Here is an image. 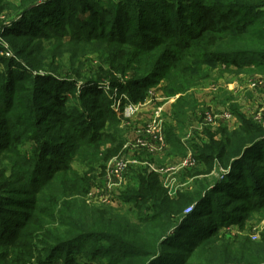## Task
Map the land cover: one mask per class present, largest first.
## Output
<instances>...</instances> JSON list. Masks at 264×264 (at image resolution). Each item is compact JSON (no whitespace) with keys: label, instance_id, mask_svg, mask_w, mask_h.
I'll list each match as a JSON object with an SVG mask.
<instances>
[{"label":"trees","instance_id":"trees-1","mask_svg":"<svg viewBox=\"0 0 264 264\" xmlns=\"http://www.w3.org/2000/svg\"><path fill=\"white\" fill-rule=\"evenodd\" d=\"M133 4L134 2L131 0H25L21 9L10 19L8 24H13L19 18L26 16L24 27L17 28L11 37L19 39L17 42L19 48H15L16 50L24 48L29 38L46 41L45 45L48 49L45 52V57L37 59L36 64L30 63L33 69H40L38 70L40 72L37 71L33 75H22L23 78L28 76L27 78H30L29 81L34 85L28 96L32 98L30 101L33 104L32 108L36 109V112L38 111L34 123L32 122L30 125L32 128L30 133L32 137L30 138L37 144L38 156L28 182L30 194L35 196V203L27 207L26 213H22L21 221H13L12 226L16 227L3 225L0 228L1 232L6 235L7 244L12 243L19 234L17 230L24 228L28 219L31 220L35 216L38 211L37 204L40 201L42 202L40 209H44L43 215L46 214L52 220L51 223L46 221V224H54L51 214L44 213L52 207L60 208L61 215L65 214L67 217V220L59 219V231H55L56 228L44 230L45 240L48 241L50 238L53 243L48 255L50 257L56 250H61L62 254L85 250L87 244L83 242L85 238H87L90 247L91 240L95 236L107 242L111 239L115 240V238L119 239L117 241L121 240L120 236L111 230V225L116 222L115 215L118 212L115 213V210L109 206H96L95 208L86 204L85 195L89 190L90 178L88 177L91 172L80 175L71 166V162L78 156L87 170L95 171L93 163L99 160V147L107 142L106 137L110 136L108 132L116 131V127L120 123L111 106H108V100L105 95H102L103 92L91 85L103 80L111 85H119L120 91L127 92L130 99L136 102L144 97L147 87L156 85L161 80L166 81L167 85L164 89L167 90V95L177 96L172 104V114L175 128L180 132L188 113L193 112L196 107L195 100L188 94V90L195 83V77L186 70L184 73L179 71L182 62L187 64L185 69L191 68L188 63L199 64L198 59L200 58L202 63H213L218 60V62L224 63L225 67L240 68L243 65L252 64L256 68L260 67L261 72H264V47L249 53L246 50L235 51L234 49L203 50L196 46L197 40L206 35L228 36L229 38L253 36L249 25L255 17L248 19V15H244L245 12L242 10L245 7L236 5L216 7L214 2L205 0L198 2L156 0V5L159 7L156 10L152 0L148 3H144V1L139 3L137 11H134ZM151 11V15L147 13ZM80 13H86L87 17L81 19ZM132 23L137 27V31H130L127 25ZM5 24H2L4 29L8 28V25ZM105 27L108 28L106 32ZM64 37L67 40H63ZM92 42L98 43L102 50L91 45ZM77 43L80 44V47L73 50V45ZM164 43L170 47V50H166L164 55H160L161 64L157 59L152 61V56ZM65 44H68V47ZM91 52L97 57L105 55V58L102 64L96 65L84 76L77 77L85 79L83 81L85 87L78 93L81 97L79 107L82 109L93 106V110H102L101 113L104 114L102 119L93 116L89 118L85 111L69 107L67 104L70 96L78 92L77 81L72 78L73 76L60 77L56 75L60 70L59 61L65 54H69L70 61H73L74 58H80ZM250 54L255 56L248 57ZM134 55L141 58L136 60ZM165 58H168V61H165ZM256 58L258 59L255 61ZM44 60L46 61L43 62ZM170 65L179 75L174 76L172 73L168 75L164 71ZM141 66L144 67V72L139 73L136 69ZM130 68L135 69L134 75L125 80L124 76ZM72 69L74 68L72 67ZM41 70L46 73H41ZM12 82H9L10 92H3L0 96L2 112L7 111L9 109L8 102L12 103L15 99L16 92ZM123 82L124 84H122ZM39 90L47 94L38 95L36 91ZM83 91L84 93H82ZM42 97H44L45 103H39V98ZM49 102H52L49 113L37 117L38 114L40 115V108ZM2 120V124L6 127L7 119L2 117ZM239 121L240 125L233 130L220 127L216 132L205 131L207 141L200 145H194L195 157L202 161L201 165L204 163L205 173L212 168L213 160L221 165L231 167L229 178L232 179V182L229 181V184L233 189L241 187L238 183L241 177H239L235 166L240 162L248 164L256 154L251 156L253 149L260 148L261 152H264L263 136L254 135L257 132L258 134L263 132L261 127H252L242 118ZM22 125L23 123H15L17 134L13 136L14 140H17L19 136L24 137L22 135L25 133V129H22ZM64 131H66V139L69 140L70 151L67 154L59 152L55 145L58 140L62 139ZM118 131L120 132L119 129ZM216 134L218 138H215ZM256 138L258 139L255 140ZM10 139L11 135L7 138L1 135L0 147L7 148ZM166 139L170 145L169 153L177 152L180 155L185 153L186 149L173 129L167 130ZM52 154L55 155L52 156ZM260 160L262 159L259 157L258 161ZM24 163L28 170L29 163L25 160ZM195 180V188L192 193L179 192L174 201L166 196L157 174L146 171L138 173L135 180L136 186H127L122 194V199L131 202L128 219L125 217L127 220L120 219L118 223L124 227L131 226L133 228L139 224L146 228L157 226L160 232L156 235L157 237L154 236L156 238H152L147 250L135 249L139 256H144L142 260L138 259V263L127 259V257L138 256L137 252H113L112 250L100 252L102 247L95 245L92 246V251L95 253L96 263L193 264L191 263L193 252L198 249L201 252L206 250V246L217 238L215 227L219 223L228 221V217L224 214L226 207H224V211H216L214 207H211L209 199L213 190L225 195L227 189L216 190L219 183L210 187L206 179L197 180L195 178ZM259 183L262 182L259 181L257 184ZM257 189L254 193L255 196L264 192L263 187H257ZM227 197L231 198L230 195ZM233 198L236 196L233 195ZM259 198H255L252 205L261 204L263 201L261 197ZM8 202V205L14 204L12 203L14 201ZM226 202L227 200L224 206ZM146 203L149 215H143L140 209L137 212L132 210V208H140ZM187 205H192L189 214L194 216L193 220L190 215L182 214L183 208ZM1 211H9V209L1 207ZM196 215L203 218L202 221L212 228L194 232L191 225L194 224ZM97 217H100L102 223V230L99 233L91 226ZM208 218L211 220L207 221ZM173 227L174 230L171 232ZM17 245V243H13L9 249L0 254V260H5L2 264H28L29 251H17ZM83 252L85 255L90 254L86 250ZM73 257L71 255L65 264H88L89 262L76 259L72 261Z\"/></svg>","mask_w":264,"mask_h":264},{"label":"rangeland","instance_id":"rangeland-1","mask_svg":"<svg viewBox=\"0 0 264 264\" xmlns=\"http://www.w3.org/2000/svg\"><path fill=\"white\" fill-rule=\"evenodd\" d=\"M24 1L25 0H0V96L3 92H10V81H13L12 85L16 92L14 101L12 103L8 102L7 104L9 105V109L2 112V108H0V136L2 135L7 138L11 135L8 147H0V206L2 209L3 207L9 209V211L2 212L0 207V228L3 225H6L7 227H16L12 226L14 224L13 221H21L22 213H26L28 210L27 207L35 203V196L30 194L31 190L28 182L32 176L30 172L34 169V162L38 156L37 144L32 138H30L32 137V135L30 136L32 131L30 125L32 122L34 123L38 111L36 112V109L32 108L33 104L30 102L32 98L28 96L29 92L33 90L34 85L29 81L30 78L28 79V76H24L23 78L22 75H33L40 70L33 69L31 65L34 63L36 64L37 59L40 57H45V52L48 48L45 45L46 41L29 38L27 39V44L24 48L19 50L15 49L19 48V45L17 44L19 39L11 37L17 28L24 27V19L26 16L19 18L13 24H8V28L4 29V26L2 25L9 23L15 13L21 9ZM131 1L134 2L132 6L133 10L137 11L139 3L143 1L144 3H148L152 0ZM153 1L155 3V9L158 10L159 7L156 5V0ZM188 1L198 2L199 0ZM205 1L214 2L216 7H223L224 5L245 7L242 8L243 12H245L244 15L247 14L249 17L248 19H253V17H255L249 25L253 36L229 38L228 36L206 35L204 38L197 40L198 42L196 46L198 48H202L203 50L212 49L213 51L231 49H234L235 51L246 50L251 53L252 50H257L258 48L262 49L264 47V0ZM223 1L226 2L224 3ZM126 3L129 4V2ZM147 13L151 15L152 11ZM79 15L81 19L87 17L86 13H80ZM133 23L128 24L127 26H129L130 31H137V27L134 26ZM104 29L105 32L108 31V28L105 27ZM152 34L154 35L153 32ZM132 38H134V36H132ZM63 40H67V38L64 37ZM90 44L99 50H102V47L99 46L98 43L92 42ZM65 45L68 47V44ZM78 47H80L79 43L73 45V50ZM166 50L169 51L170 47L164 43L156 54L152 56L151 60L153 61L157 59V61L159 60V64H161L159 57L160 55H164ZM252 55L253 54H250L248 57H251ZM254 56L255 55H253V57ZM133 57L136 60L141 58L138 55H134ZM104 58L105 55L97 57L91 52L80 58H74L73 61H70L69 54H65L59 61L60 70L56 75L60 77L73 76L72 78L76 79V84L78 86L77 94L70 96L67 105L71 108H76L78 111H85V114H87L89 118L93 116L94 118L102 119L101 117H104V114L101 113L102 110H93V106L80 109L79 99L81 97H79L78 93L85 87V82H83L85 79L84 77H77L80 75L84 76L90 69L98 64H102ZM167 59L168 58H165L164 60L168 61ZM257 59L258 58H256L255 61ZM45 61L46 60L43 62ZM200 61L199 58V64L188 63V66L191 67L190 69H185L187 64H184V62L180 64L179 71L184 73V70H186L187 72H190L191 76L195 77V83L188 90V94H190L196 102L194 111L188 113V117L186 118L180 132L175 128L172 114V104L175 102L177 96H168L166 93L167 90L164 89L167 82L161 80L156 85L147 87L144 97L136 101L137 109L131 116H124L123 113L119 115L115 113L111 107L120 123L116 127V131L110 130L108 132L110 136L106 137L107 142L99 147V160L93 163L95 171L87 170L78 156H76L75 160L71 162V166L80 175L91 172L89 177L86 175L90 178V190L91 187L102 181L109 163L112 164L115 158L128 159L127 149L132 147V141L138 130L141 132L145 124L153 119L160 121L161 129L165 135H167L168 129H173V132L178 135L179 139H182L181 141L187 144L186 151L182 155L177 152L170 155L168 152L164 151L156 154H149L144 150H138L141 154V161L145 159V161L150 160L154 164L152 165L158 169V172L153 171L150 173L157 175L158 173L165 174V179H162L161 177L158 179L165 190L166 196L175 201L179 192L188 191L192 193L195 188V178H197V180L206 179V182H209L208 184L210 187H214V185L216 186L219 183L216 190L227 189L225 195L222 193H216L215 190H213L209 199L211 207H214L216 211H224V207H226V212H224V214L228 217V221L219 223V225L215 227V234L217 236L216 240L210 245L208 244L206 250L202 252L199 249L194 251L191 263L264 264V192L260 193V195H254L258 190L257 187H263L264 191V152H261L260 148L253 149V152L251 151V156L256 153L254 154V157L256 158H251V161L248 164L240 162L235 166L236 171H238L240 175L239 177H241V179L238 180L241 187L233 189L232 185L229 184V181L232 182V179L229 178V175H231V167L221 165L216 160H213L212 168L209 169V172L205 173V165L204 163L201 165L202 161L195 157L194 149V145H200L207 141L205 131L210 130L211 132H216L220 127H224L228 130L236 129L240 125V118L244 119L252 127H261V130L264 132V72L262 73L260 67L256 68L252 64L236 68L233 66L225 67L224 63L220 61L218 62V60L213 63H202ZM72 67L74 69H72ZM136 70H138L139 73H142L144 72V67L141 66ZM164 71L168 73V75L170 73L174 76L179 75L171 65L168 68H165ZM134 72L135 69H128L124 79L126 80L128 77H132ZM41 73H46V71L41 70ZM6 83H8V85H6ZM122 84H124V82ZM91 86L97 87L103 92L102 95H105L108 100V106H112L114 100L117 99L119 93H121L119 85H111L105 80L99 83H94ZM36 92L38 95L41 94L42 96L47 94L42 93L40 90ZM82 93H84V91ZM44 100V97L39 98V103H45ZM51 105L52 102H49L40 108V115L38 114L37 117L47 115L52 108ZM207 112L216 117L214 125L204 121L203 117ZM221 114H225L226 116L220 117ZM2 117L3 119H7L6 127L2 124ZM15 123H23L22 129H25V133L22 135L24 137L19 136L20 139L18 138L17 140L13 139V136L17 134V130H15L14 127ZM6 133L12 134L7 135ZM65 133L66 131L62 133V139L58 140L55 145L59 152L67 154L70 150L69 140L66 139ZM262 133L258 134L257 132L254 135L258 137L263 136L264 139V133L263 135ZM215 138H218L217 134L215 135ZM257 139L258 138L255 140ZM188 154L194 159V163L191 166L183 167L175 172L165 170L167 167H173L179 164V162ZM53 155L55 154H52V156ZM152 155H157L159 157ZM259 157L262 160L258 161ZM24 160L29 163L28 170L25 167L26 164L24 163ZM45 165L47 166V164ZM131 169L132 165L128 167L124 183L120 187L112 190V203L107 205L112 207V209L115 210V213L118 212V216L115 215L116 222L111 225V230L120 236V241H117L118 238H115V240L111 239L107 242L100 239L98 236H95L91 240L90 247L88 246L87 238H85L83 242L87 244L84 249L90 252V254L85 255L83 252L85 250H75L74 253L71 254H62L61 250H56L53 251L52 256L50 257L48 255L53 243L50 238L48 241L45 240L46 234L44 230L49 228L50 230H54L56 228L55 231H59V219L62 218V220H67V217L65 214L61 215L60 208L52 207L48 212L44 213L51 214L54 224H46V221L51 223L52 220L48 218L46 214L43 215L44 209H40V205L42 204L40 201L37 204L38 211L35 216L31 220L28 219L24 228H19L17 230L19 234L12 243L7 244L6 235L0 230V254L9 249L13 243H17V251H29L30 256L28 264H65L71 255L74 256L72 261L73 259H76L78 261H89L88 264H97L95 253L92 251V248L95 245L96 247H102L100 252H103L104 250H112L113 252L120 251L136 253L137 250L135 249L147 250L152 238H156V235L160 232V229H158L157 226L146 228L139 224V226L133 228L131 226L124 227L118 223L120 219H128V212L131 207V202L122 199V194H124L127 186H136L135 180L130 184V182L133 181V178L129 180V171ZM259 181L262 183L257 184ZM210 189L212 190L213 188ZM229 195L231 198L227 197ZM233 195H235L236 198H233ZM257 197H261L263 202L258 204V206L252 205V202ZM226 200L227 202L224 206ZM8 201H14L12 202L14 204L8 205ZM86 204L88 206H94L95 208L96 206H105V204H96L91 201H87ZM147 205L148 204L146 203L140 208H132V210L137 212L140 209L143 215H149L150 213L146 208ZM189 206L190 205H187L183 208V215H190L186 212V209ZM195 217L196 220H194V224L191 225L194 232H198L199 230L206 231L212 228L210 225L204 223V221H202L204 219L200 216L196 215ZM193 219L194 216H191V220ZM209 220H211V218H208L207 221ZM91 226H93L94 230L99 233V231L102 230L100 217L95 218L93 223H91ZM39 227H41V229H39ZM173 230L174 227L170 231L172 232ZM136 255L138 256L127 257V259L138 263V259L142 260L144 257L139 256L138 252ZM4 261L0 260V264L4 263Z\"/></svg>","mask_w":264,"mask_h":264},{"label":"built area","instance_id":"built-area-1","mask_svg":"<svg viewBox=\"0 0 264 264\" xmlns=\"http://www.w3.org/2000/svg\"><path fill=\"white\" fill-rule=\"evenodd\" d=\"M117 90V89H116ZM119 93V92H117ZM115 113L124 116H131L137 109V102L130 99L125 93H119L117 99L114 100V104L111 106ZM226 116L221 114L220 117ZM204 121L211 125H214L216 120L215 116L207 112L204 114ZM133 148H141L149 153L162 152L167 147V141L165 135L161 129L160 121L151 120L142 129L141 134L132 141ZM133 159H114L113 163H109L108 169L101 182L97 183L90 190H88L86 202L91 201L96 204H108L112 203L114 188L120 187L125 180V175L128 171V167L132 164ZM194 163V159L188 154L184 157L179 164L173 167H167L165 170L175 172L183 167L191 166ZM156 170L155 168H152ZM112 191V195H111ZM192 206L186 209V212H190Z\"/></svg>","mask_w":264,"mask_h":264},{"label":"crops","instance_id":"crops-1","mask_svg":"<svg viewBox=\"0 0 264 264\" xmlns=\"http://www.w3.org/2000/svg\"><path fill=\"white\" fill-rule=\"evenodd\" d=\"M147 124V123H146ZM145 124V125H146ZM164 133V132H163ZM141 134V132H139V130H138V132L136 133V136H135V138L137 137V136H139ZM164 135H165V133H164ZM134 138V139H135ZM165 138H166V135H165ZM133 139V140H134ZM182 139H180V141H181ZM166 141H167V139H166ZM181 143H182V145H184V147H185V149H186V143H184V142H182L181 141ZM138 150H144V149H141V148H133V147H130L129 149H127V152H128V158L129 159H133V162H132V169L129 171V180L131 179V178H133V181H131L130 182V184H132L133 182H134V180H136V175L138 174V173H140V172H142V171H146L147 173H150V172H158V169H156V167H154L153 165V162L152 161H150V160H148V161H145V160H142L141 161V157H140V151H138ZM166 150V151H165ZM170 145H169V143H168V141H167V147H166V149H164L163 151L164 152H168V154H170V155H173V154H171V153H169L170 151ZM145 151V150H144ZM162 151V152H163ZM145 152H147V151H145ZM149 153V152H148ZM160 153V152H159ZM149 154H156V153H149ZM158 155V154H157ZM157 155H152V156H157ZM157 157H159V156H157ZM153 164V165H152ZM152 168H155L156 170H153ZM158 178H162V179H165V174L164 173H158Z\"/></svg>","mask_w":264,"mask_h":264},{"label":"water","instance_id":"water-1","mask_svg":"<svg viewBox=\"0 0 264 264\" xmlns=\"http://www.w3.org/2000/svg\"><path fill=\"white\" fill-rule=\"evenodd\" d=\"M5 25H8V23H6ZM189 213V212H188Z\"/></svg>","mask_w":264,"mask_h":264}]
</instances>
